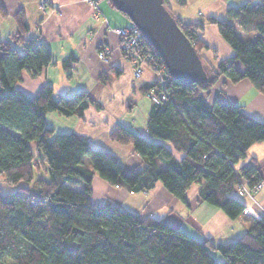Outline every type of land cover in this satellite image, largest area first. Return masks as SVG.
<instances>
[{
  "label": "trees",
  "instance_id": "trees-1",
  "mask_svg": "<svg viewBox=\"0 0 264 264\" xmlns=\"http://www.w3.org/2000/svg\"><path fill=\"white\" fill-rule=\"evenodd\" d=\"M174 1L185 5V0ZM170 3L164 0L201 57L208 79L189 84L175 80L155 48L143 39L138 51L144 66L155 73L164 69L168 94L164 101L153 103L148 114L147 129L154 140L120 124L110 134L114 142L131 144L142 158L144 166L130 172L115 156L93 148L86 137L58 133L48 125L49 113L83 118L90 106L100 108L90 93L64 96L45 85L29 96L16 87L24 70L33 78L41 75L52 55L45 43L28 37L24 11L15 14L18 29L12 41L0 40V174L15 188L10 194L0 190V264H264V216L240 238L220 246L153 217L123 210L109 200L91 201L96 175L132 192H146L161 182L183 202L189 188L199 183L201 201L237 219L247 206L233 191L246 186L255 193L253 188L264 180L258 163L238 166L251 146L264 142V120L229 100L225 90L230 83L248 80L264 95V0L231 7L225 20L209 19L233 50L225 58L215 53L214 63L203 55L210 48L202 38L204 25L184 22ZM235 25L255 36L243 40ZM122 53L132 61L131 54ZM73 61H64V68H71ZM222 76L226 80L221 94L213 95ZM110 79L106 72L99 75L103 83ZM156 88L155 81L143 92ZM164 142L182 157L176 158ZM87 157L93 168L86 165ZM41 164L46 175L40 177Z\"/></svg>",
  "mask_w": 264,
  "mask_h": 264
},
{
  "label": "crops",
  "instance_id": "crops-1",
  "mask_svg": "<svg viewBox=\"0 0 264 264\" xmlns=\"http://www.w3.org/2000/svg\"><path fill=\"white\" fill-rule=\"evenodd\" d=\"M42 1L0 0V40L12 41L18 29L15 14L23 10L30 26L28 37L38 38L45 43L52 55L51 64L41 75L33 78L24 70L16 87L29 96H35L45 85L52 86L57 94L64 96H73L81 91L90 93L101 104L100 108L90 106L83 118L49 113L48 125L58 133L75 132L86 137L93 148L115 156L125 172L143 167L142 158L131 144H120L110 138L112 130L120 124L135 135L154 140L147 129L148 114L153 103L143 89L157 80V73L144 66L141 75L135 76L131 61L120 49V37L113 31L114 28L129 27L132 22L110 0H48L46 10L40 7ZM248 1L253 2L185 0L184 6H178L174 0H170V4L184 22L204 25L202 38L210 48L204 50L203 55L214 63L210 54L214 50L221 58L232 56L233 50L209 19L225 20L231 7H239ZM103 48L110 49L108 62L98 58ZM72 58L75 61L66 70L64 61ZM105 72L111 77L108 83L99 80V75ZM252 88L248 80H243L227 91V97L246 106L242 100ZM219 89L214 88L213 95H220ZM248 107L264 115V95L258 93ZM164 144L176 158L182 157L171 143ZM254 162L264 171V142L251 146L247 157L238 166H250ZM92 189L91 201L94 204L109 200L123 210L153 217L184 230L199 241L210 239L220 246L240 238L256 219L264 216V185L252 195L238 188L233 191L232 195L247 206V210L237 219H230L221 209L201 201L199 183L189 188L186 202L171 195L161 182L146 192H132L112 186L96 175ZM0 190L10 194L15 188L0 183ZM214 255L220 260L218 251Z\"/></svg>",
  "mask_w": 264,
  "mask_h": 264
},
{
  "label": "water",
  "instance_id": "water-1",
  "mask_svg": "<svg viewBox=\"0 0 264 264\" xmlns=\"http://www.w3.org/2000/svg\"><path fill=\"white\" fill-rule=\"evenodd\" d=\"M163 59L168 72L182 83L208 79L203 61L164 0H111Z\"/></svg>",
  "mask_w": 264,
  "mask_h": 264
},
{
  "label": "built area",
  "instance_id": "built-area-1",
  "mask_svg": "<svg viewBox=\"0 0 264 264\" xmlns=\"http://www.w3.org/2000/svg\"><path fill=\"white\" fill-rule=\"evenodd\" d=\"M48 1H42L41 2V8L43 10H46L45 3ZM113 31L120 37V49L122 51H127V53L131 54L133 56L132 63L135 68V74L139 75L143 71L144 62L142 60V54L138 51L139 46L143 42V35L137 28L132 27H126V28H114ZM110 49L103 48L102 51L98 53V57L100 60L104 62L109 61V54ZM158 78L156 80L157 88L154 90H150L147 93V97L154 103H160L161 101H164L166 99V96L168 94L166 86H165V78H164V69H161L157 72ZM264 185V182H260L258 185H256L253 189L254 190H260ZM242 191H244L247 194L252 195V190L247 188L246 186H243L240 188Z\"/></svg>",
  "mask_w": 264,
  "mask_h": 264
},
{
  "label": "rangeland",
  "instance_id": "rangeland-1",
  "mask_svg": "<svg viewBox=\"0 0 264 264\" xmlns=\"http://www.w3.org/2000/svg\"><path fill=\"white\" fill-rule=\"evenodd\" d=\"M45 1H48V0H45ZM253 2H260V0H253ZM48 5H49V1L47 2V3H45V6H46V8L48 7ZM40 7H41V5H40ZM42 9V8H41ZM236 26V29H237V33H238V35L240 36V38H242L243 40H246V39H248V38H250V37H254L255 35L254 34H246V33H244V32H242L241 30H239V28H238V26L237 25H235ZM122 51V50H121ZM215 53H218V52H214V53H210L212 56L213 55H215ZM218 55H219V53H218ZM99 58V57H98ZM102 61V60H101ZM131 63H132V61H131ZM132 66H133V71H134V74H135V68H134V65H133V63H132ZM143 72V71H142ZM141 72V73H142ZM141 73L139 74V75H136L135 74V76H140L141 75ZM157 78H158V74H157ZM226 80V78L224 77V76H222V78H220V80H219V82L217 83V86L216 87H219V88H221V89H223V86H222V82L223 81H225ZM231 87H234V84H229L228 85V88H226L225 90L226 91H229L230 89H231ZM259 92L256 90V89H254V88H252L251 89V91H249L247 94H246V96L243 98V100H242V104H245L246 106H243L244 107V110H245V112H247L249 115H251V116H254V117H256V118H259V119H261V120H264V115H262V114H260V113H258V112H256V111H254V110H252V109H250L249 107H248V105H249V103L252 101V99L254 98V96H256L257 94H258ZM146 97H147V94H146ZM152 103H154V102H152ZM139 136V135H138ZM85 163H86V165L89 167V168H93L92 167V163H91V161H90V159L87 157L86 159H85ZM40 164V163H39ZM38 173H37V176L39 175L40 176V174H41V176H45L46 175V171H45V167H44V165H42L41 164V167L39 168V170L37 171ZM40 176V177H41ZM3 176L0 174V183L2 184H5V185H7L3 180ZM263 182H264V180H263ZM80 187H77L76 189H79ZM258 191V190H257ZM245 193V192H244Z\"/></svg>",
  "mask_w": 264,
  "mask_h": 264
}]
</instances>
